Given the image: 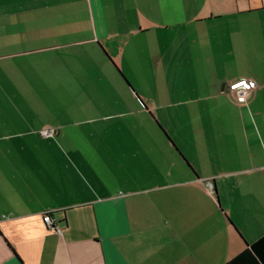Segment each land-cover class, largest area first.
Segmentation results:
<instances>
[{
  "label": "crops",
  "instance_id": "obj_1",
  "mask_svg": "<svg viewBox=\"0 0 264 264\" xmlns=\"http://www.w3.org/2000/svg\"><path fill=\"white\" fill-rule=\"evenodd\" d=\"M263 233L264 0H0V264H223Z\"/></svg>",
  "mask_w": 264,
  "mask_h": 264
},
{
  "label": "trees",
  "instance_id": "obj_2",
  "mask_svg": "<svg viewBox=\"0 0 264 264\" xmlns=\"http://www.w3.org/2000/svg\"><path fill=\"white\" fill-rule=\"evenodd\" d=\"M223 264H264V233Z\"/></svg>",
  "mask_w": 264,
  "mask_h": 264
},
{
  "label": "built area",
  "instance_id": "obj_3",
  "mask_svg": "<svg viewBox=\"0 0 264 264\" xmlns=\"http://www.w3.org/2000/svg\"><path fill=\"white\" fill-rule=\"evenodd\" d=\"M255 86V82L252 80H237L229 83L227 89L230 93L234 94L236 96V99L238 102L244 101L245 97L249 93L250 89ZM45 135H52L51 130H46L43 132ZM211 187V185H210ZM43 222L48 226V227H54L58 231H60V228L55 227L53 225V219L50 217L49 213H45L43 218Z\"/></svg>",
  "mask_w": 264,
  "mask_h": 264
}]
</instances>
